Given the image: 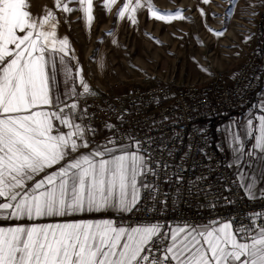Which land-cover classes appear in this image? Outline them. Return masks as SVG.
Instances as JSON below:
<instances>
[{"label": "snow or ice", "instance_id": "1", "mask_svg": "<svg viewBox=\"0 0 264 264\" xmlns=\"http://www.w3.org/2000/svg\"><path fill=\"white\" fill-rule=\"evenodd\" d=\"M71 3H78L79 9ZM258 3L264 6V0ZM116 4L104 0L103 7ZM145 7L157 21L188 19L183 9H158L152 0H122L117 16L127 15L135 25L136 13ZM77 10L90 25L93 0H52L51 6L47 0H0V199L6 201L0 202V219L105 210L131 214L145 199L166 208L169 193L160 188L161 172L163 183H183V176L175 170L169 175V170L187 171V166L164 159V153L171 157L175 148L155 144L165 139L163 134L141 139L121 134L116 124L106 121L104 128L111 135L95 142L99 129L81 100L98 92L85 78L68 37L57 41L58 14ZM207 30L217 37L224 34ZM98 67L103 68V62ZM248 111L251 115L243 122L233 120L217 131L224 133L231 153L227 167L236 169L233 183L247 199L257 200L264 199V97ZM117 120L122 122L123 116ZM158 123L163 122L153 120L149 131H159ZM199 134L207 139L205 129ZM178 136L174 132L172 138ZM216 148L224 150L219 143ZM195 150L207 157L203 148ZM204 179L197 177V185ZM202 191L210 189L194 194ZM225 191L231 189L225 186ZM175 197H180L179 187ZM220 199L207 202L209 210ZM0 264H264V212L246 213L244 219L217 216L199 224L149 221L121 226L104 220L0 227Z\"/></svg>", "mask_w": 264, "mask_h": 264}, {"label": "built area", "instance_id": "2", "mask_svg": "<svg viewBox=\"0 0 264 264\" xmlns=\"http://www.w3.org/2000/svg\"><path fill=\"white\" fill-rule=\"evenodd\" d=\"M256 27L258 30L259 22ZM257 60L258 53L250 48L242 54L230 81L217 75L207 82H189L180 86L160 82L161 76L157 71L143 70L137 85L131 84L119 92L81 100V106L86 103L89 105L88 111L94 114L92 123L99 129L95 142L103 143L111 135L104 128L106 121L116 124L121 134H131L141 139L146 135L158 137L163 134L165 139H157L155 144L166 143L169 149L175 148L171 157L164 153V159L174 165L187 166V171L180 168L169 170V175L175 170L183 176V183L179 185L174 180L171 184L163 183L161 172L160 188L169 193L166 208L159 202L149 204L145 199L131 214L111 216L113 222L122 226H136L149 221L199 224L217 216L222 220L233 216L244 219L246 213L264 212V199L249 200L243 197L238 184L233 183L235 179L227 167L223 135L217 131L218 123L230 113L240 110L257 84ZM120 116H123L122 122L117 120ZM165 117L168 119L165 120ZM153 120L163 122L156 125L159 131H149ZM202 128L207 139L199 134ZM174 132L179 133L177 138H172ZM218 143L223 151L217 150ZM189 144L193 145L191 151ZM197 146L206 151L207 157L195 150ZM185 153H188L186 158ZM160 155L156 153L157 157ZM197 177L207 179L197 185ZM225 186L231 191L226 192ZM177 187L180 189L178 200L175 197ZM189 187L191 192L188 191ZM198 189L210 191L194 194ZM216 197L221 198L218 206L209 210L207 202L214 201ZM223 197H228L232 203L229 204ZM159 199L163 200L164 196L161 195ZM236 223L239 224L240 220Z\"/></svg>", "mask_w": 264, "mask_h": 264}, {"label": "rangeland", "instance_id": "3", "mask_svg": "<svg viewBox=\"0 0 264 264\" xmlns=\"http://www.w3.org/2000/svg\"><path fill=\"white\" fill-rule=\"evenodd\" d=\"M41 2L45 0H36L37 4ZM47 2L51 6L52 0ZM152 3L158 9H183L182 14L188 19L157 21L150 18L145 7L136 13L137 23L133 25L127 15L117 16L122 0H117L110 9L103 7L104 0H93L94 18L90 25L80 10L58 14L57 41L68 37L85 78L98 92L96 97L137 85L143 70L157 71L160 82L175 86L207 82L217 75L230 81L242 54L250 48L258 53L256 26L264 10L258 0H234V5L230 0H209L207 4L203 0H152ZM69 6L80 7L78 3ZM253 12L257 14L252 15ZM208 28L224 34L217 37ZM100 62L103 68L98 67ZM72 64L75 66V61Z\"/></svg>", "mask_w": 264, "mask_h": 264}, {"label": "crops", "instance_id": "4", "mask_svg": "<svg viewBox=\"0 0 264 264\" xmlns=\"http://www.w3.org/2000/svg\"><path fill=\"white\" fill-rule=\"evenodd\" d=\"M260 83L259 87L254 93L253 97H250L247 102L242 106V108L236 112L231 113L229 116L221 120L218 124V126H223L226 124H229L233 120L241 121L245 119L246 115H251L249 113V108L255 104L258 103L261 97H264V71L260 72ZM223 140H224V133L222 132ZM252 141H249V144H251ZM225 144V142H224ZM225 148L227 151V158L228 163L231 161V153L225 144ZM82 151H87V149H82ZM231 172V175L234 179H236V169L235 168H229ZM264 186V185H262ZM240 192L243 197H245L244 192L240 189ZM0 202H6L2 199H0ZM121 213L115 210H105L102 212H93V213H77L70 216L65 217H43V218H36L34 220H20V221H12V220H3L0 219V227H10V226H16L17 224H23L25 226H31L32 224H35L37 226L41 225H48V224H63V223H72V222H82V221H104V220H110V216L114 215H120Z\"/></svg>", "mask_w": 264, "mask_h": 264}, {"label": "trees", "instance_id": "5", "mask_svg": "<svg viewBox=\"0 0 264 264\" xmlns=\"http://www.w3.org/2000/svg\"><path fill=\"white\" fill-rule=\"evenodd\" d=\"M255 44H256V49L259 53V60L257 61L255 68H256V71L258 72V74L261 75L260 72L264 71V52H263V48H264V10L261 13L259 30L257 31ZM259 83H260V81L255 86V88H254L253 92L250 94L249 98L254 96V93L256 92V90L259 87Z\"/></svg>", "mask_w": 264, "mask_h": 264}]
</instances>
